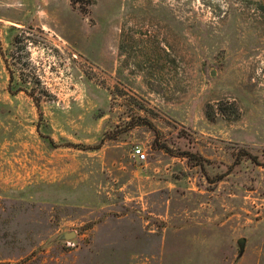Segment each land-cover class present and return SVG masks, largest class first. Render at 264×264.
Masks as SVG:
<instances>
[{"label": "rangeland", "instance_id": "rangeland-1", "mask_svg": "<svg viewBox=\"0 0 264 264\" xmlns=\"http://www.w3.org/2000/svg\"><path fill=\"white\" fill-rule=\"evenodd\" d=\"M78 1L0 0V264H264V0Z\"/></svg>", "mask_w": 264, "mask_h": 264}, {"label": "trees", "instance_id": "trees-1", "mask_svg": "<svg viewBox=\"0 0 264 264\" xmlns=\"http://www.w3.org/2000/svg\"><path fill=\"white\" fill-rule=\"evenodd\" d=\"M70 2H71V4L73 6H78L79 5V1L78 0H70ZM90 4H91V0H88L87 5H90ZM81 7H82V5H79L80 9H81ZM81 12H82V9H81ZM12 81H13V78L11 77L10 78V82H12ZM12 93H14V92H12ZM26 93L31 98H33V100L35 99V106H36L37 110L39 111V120H42V114H41V111H40V103L36 100V98L34 97L33 94L28 93V92H26ZM133 126H147L154 132L155 140L152 143V147L154 149L163 150L164 152L169 153L170 155H174V156H177V157H180V158H184V159H186V161L189 164H191L193 166H198L201 169L203 168V164H204L205 160H203V158L200 155L193 154V153H190V152H187V151H183V152H180V153L173 154V152H171V150L165 144L159 143L157 141L158 132L155 130V128L152 126V124L149 121H147L145 119L138 118L137 120H135V122L130 124L129 128H131ZM114 138H115V136H113V137H105L99 142V144L97 146L93 147L92 149H97V148L100 147V145L105 140H110V139H114ZM46 139L48 140V143L53 148H58L59 147V144L55 143L52 138L46 137ZM66 145L69 146V147L74 146L73 144H69V143H67ZM84 149H86V148H84ZM242 160H249L252 163H254L255 165H257V166H263L264 167V157H263V160H260L258 157L251 156L249 153H247L245 151H242V150L236 152L234 160H233V166L238 165ZM224 175H226V174H224ZM223 176H221V175L217 176L215 181L221 180Z\"/></svg>", "mask_w": 264, "mask_h": 264}, {"label": "built area", "instance_id": "built-area-1", "mask_svg": "<svg viewBox=\"0 0 264 264\" xmlns=\"http://www.w3.org/2000/svg\"><path fill=\"white\" fill-rule=\"evenodd\" d=\"M132 156L138 161H144L146 159V154L141 147L135 146L132 148Z\"/></svg>", "mask_w": 264, "mask_h": 264}, {"label": "water", "instance_id": "water-1", "mask_svg": "<svg viewBox=\"0 0 264 264\" xmlns=\"http://www.w3.org/2000/svg\"><path fill=\"white\" fill-rule=\"evenodd\" d=\"M71 237H73V234H72V233L65 234V238H66V239H69V238H71ZM243 242H244L243 239H240V240H239V244H240L241 248H242Z\"/></svg>", "mask_w": 264, "mask_h": 264}]
</instances>
